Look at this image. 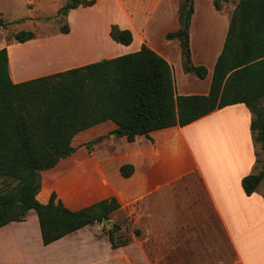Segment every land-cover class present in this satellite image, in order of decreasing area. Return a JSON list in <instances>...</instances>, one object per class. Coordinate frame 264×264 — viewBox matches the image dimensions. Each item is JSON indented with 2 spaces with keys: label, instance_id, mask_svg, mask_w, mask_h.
I'll return each instance as SVG.
<instances>
[{
  "label": "crops",
  "instance_id": "1",
  "mask_svg": "<svg viewBox=\"0 0 264 264\" xmlns=\"http://www.w3.org/2000/svg\"><path fill=\"white\" fill-rule=\"evenodd\" d=\"M36 1L26 0V6L35 8ZM134 1L108 0L106 7V0H95L93 6L71 10L68 13L71 23L68 34H63L60 30L50 35L36 34L46 17H38L33 14V9L30 10L31 16L25 20H32L36 38L24 43L14 40L0 44V50L6 48L8 51L12 81L16 84L23 83L135 53L143 45L165 58L174 71V60L162 49L154 46L151 38L150 23L163 0H141L139 8L135 6ZM173 1V18L177 27L166 32L165 38L168 33L176 32L180 27L179 7L175 5L177 0ZM65 2L56 6L55 18ZM212 8L222 26L208 25L203 29L201 37L206 47L198 60L192 59L196 66H205L208 75L205 79L197 77L200 86L193 87L184 81L177 82L174 72L178 96L207 95L210 91L214 67L223 50L230 25L229 13H221L214 7V3ZM98 9L102 10V16L94 19L101 22L102 33L82 34L75 41L76 35L73 32L78 26L73 25L74 15L89 14ZM195 16L196 10L192 19ZM7 24L9 26V23ZM114 25L132 32V44L125 46L112 40L110 31ZM191 34L192 28L190 46H193ZM166 40L170 45L179 43L178 40ZM73 42L74 47L64 46ZM106 45L112 51L111 56L106 55ZM37 48L43 49L47 55H26V52ZM182 62L180 59L181 77L184 80H193L192 74L184 71ZM251 122L252 113L247 106L235 104L217 110L185 127L174 126L154 131L150 137L139 136L134 142H129L125 137L112 136V131L116 129L112 122L81 133L79 137L84 142L101 135H106V142L110 139H123L126 146L125 156L122 158V164L118 166L122 179L118 178L114 184L106 180L105 199L115 197L119 201L120 209L109 220L114 227L124 221L119 217L126 214V225L124 222L121 224L122 231H125L126 227H132L130 244L113 249L108 235L104 234L103 227L97 223L45 246L37 213L30 210L24 221L0 227V264H84L86 260H81L80 257L86 253L93 254L105 239L109 242V252H112L106 264H264V179L251 196H247L242 188L244 177L262 170L264 158L261 144L254 139ZM124 165L134 167V173L129 178L123 177L120 172ZM154 165L159 166V171L151 170ZM182 166L186 169L181 176L188 173L197 174L201 194H197L194 200H178L176 204L167 201L169 208L163 212L160 209L166 202L163 197L152 201H148V198L156 196L165 188L173 189L170 190L172 192L185 193L189 191V187H177L167 183L152 188L151 182L159 179L165 167L175 171ZM81 172L83 171L65 170L55 174L56 180L61 181L60 185L56 186L55 180L49 192L42 197L38 194L37 199L46 204L52 192H62L64 195L67 186L69 187L73 178ZM61 194L58 198L73 211L101 201L80 204L83 202L80 195L79 202L70 205ZM170 207L173 210H170ZM175 207L178 208L177 213L174 211ZM136 230L139 234L135 233ZM83 233L85 237H81ZM140 238L149 241L151 256L158 257L156 263L147 258L142 245H137ZM180 251L184 253L185 258H181Z\"/></svg>",
  "mask_w": 264,
  "mask_h": 264
},
{
  "label": "trees",
  "instance_id": "2",
  "mask_svg": "<svg viewBox=\"0 0 264 264\" xmlns=\"http://www.w3.org/2000/svg\"><path fill=\"white\" fill-rule=\"evenodd\" d=\"M178 1L180 27L166 38L179 41L184 71L205 79L207 68L192 63L190 28L194 0ZM94 4L95 0H66L58 10L59 21L71 10ZM214 6L220 10L219 0H214ZM0 26L7 28L8 24L0 19ZM60 32L68 34L69 25L62 26ZM13 37L24 43L36 38V34L20 31ZM110 37L125 46L134 39L130 30L115 25ZM263 99L264 0H239L207 95L178 96L172 66L146 45L135 53L18 84L10 77L8 51L3 48L0 50V227L24 221L27 213L35 210L42 241L47 246L111 219L120 209L115 197L77 211L69 209L55 191L46 204L37 199L52 184L43 172L80 148L91 150L106 139V135H101L84 142L79 137L83 132L112 122L116 125L112 134L134 142L139 136L150 137L154 131L185 127L227 106L245 104L252 113L254 139L264 153ZM120 172L129 178L134 167L124 165ZM263 179L264 158L260 172L243 178L245 194H254ZM121 223L107 229L113 249L131 242L129 227L122 231Z\"/></svg>",
  "mask_w": 264,
  "mask_h": 264
},
{
  "label": "rangeland",
  "instance_id": "3",
  "mask_svg": "<svg viewBox=\"0 0 264 264\" xmlns=\"http://www.w3.org/2000/svg\"><path fill=\"white\" fill-rule=\"evenodd\" d=\"M65 0H37L36 7L31 8L26 6V0H0V18H2L5 22L9 23L7 28H3L0 26V44L3 41L13 42L14 34L20 31H34V25L31 22L32 20L25 18L31 16L32 13L30 10L33 9V14L38 17H46L44 18V24H42L41 29L36 32V34L42 35H50L52 33L59 32L60 28L64 25H69L71 29V23L68 18L63 19V21H59V18L55 16L56 14V6L63 4ZM135 6L140 7V1L135 0ZM214 0H195V10L196 16L192 19V42L193 46H191V50L193 49L192 59H199L200 54L204 47H206L205 41L202 39L203 29L208 25L213 26H222L221 20L219 17L215 15V10L212 8ZM239 3V0H219L220 11L221 13L228 14L231 16ZM176 7H179V1H176ZM108 6V0H106V7ZM215 7V6H214ZM173 8L174 1L173 0H163L159 6L157 7L152 21L150 23L151 29V38L154 46L159 49H162L164 52L168 54L174 60V72L176 76L177 82L186 83L193 87H199L200 83L197 82L198 78L192 74V79L184 80L181 77V71L179 67L181 57V49L180 44H168V41L165 38V33L176 29V23L173 18ZM102 16V10L98 9L97 11L91 12L89 14L85 13H77L74 15V26H78L74 28V35H76L75 41L78 36L86 35L91 32H97L98 34L102 33L103 26L101 22H99L97 17ZM23 21H20L22 20ZM89 19V20H88ZM172 19V20H171ZM38 23L37 21H35ZM178 22V21H177ZM202 32V33H201ZM100 41V38L98 39ZM101 42V41H100ZM73 44H64L66 47H74ZM111 49L106 45V55L111 56ZM27 56L40 53L38 55H47L45 54L43 49H32L29 52H26ZM183 61V60H182ZM192 63L194 64L193 60ZM195 65V64H194ZM183 67V62H182ZM184 69V68H183ZM196 79V80H195ZM264 105V99L262 101ZM126 146L123 143V139L117 140H106L96 144L91 150H87L86 148H82L77 151L75 154L70 156L69 158L62 160L56 167L43 172L44 176H46L52 183L56 180V175L65 170H79L83 171L73 178V181L70 183L69 187L67 186L64 195L61 193H57L59 195H63L65 200L70 205H75L79 202V198L82 199V203L80 204H89L91 202H96L106 198V180H108L111 184L117 182V179L121 178L119 173L118 166L122 164V158L125 156ZM79 165V166H78ZM184 166L177 170H172L170 168L165 167L163 172L161 173L159 179L151 182V187L155 188L157 186H164L167 183H172L177 187H189V191L183 193L172 192L169 188H165L161 190L156 196L148 198V201H152L153 199H161L159 197H163L166 202L165 205L161 206V211L167 210L168 202L176 204L178 200H194L196 195L201 194V187L199 178L196 173H188L181 176L184 173ZM153 172L159 171V166L154 165L151 169ZM182 177V178H181ZM181 178V179H179ZM59 182V183H58ZM61 181L56 180V186L60 185ZM50 188V187H49ZM49 188L44 189L39 197H42L43 194L49 192ZM53 189V187H51ZM197 190H199L197 192ZM81 195V196H80ZM80 196V197H78ZM60 198V197H59ZM170 210H173L170 207ZM175 213H177L178 208L175 207ZM120 220H125L126 214H123L119 217ZM103 227L104 234H107V229L109 227L107 225L100 224ZM132 227H130L131 229ZM164 229H162L163 231ZM86 233V232H85ZM81 237H85L83 233ZM137 245L139 247L142 245L143 249L147 253V258L156 263L157 256H151V248L149 246V241H145L140 238ZM109 242L107 239L103 240L100 243L98 249L92 253H86L80 257L81 260H86L84 264H106V260L112 256V252H109ZM181 258H185L186 256L182 251ZM89 262V263H88ZM113 263V262H112Z\"/></svg>",
  "mask_w": 264,
  "mask_h": 264
},
{
  "label": "water",
  "instance_id": "4",
  "mask_svg": "<svg viewBox=\"0 0 264 264\" xmlns=\"http://www.w3.org/2000/svg\"><path fill=\"white\" fill-rule=\"evenodd\" d=\"M112 136H114V134H112ZM102 224H103L104 226L107 225L108 227L113 228V223L110 222L109 219H105V220L102 222Z\"/></svg>",
  "mask_w": 264,
  "mask_h": 264
}]
</instances>
